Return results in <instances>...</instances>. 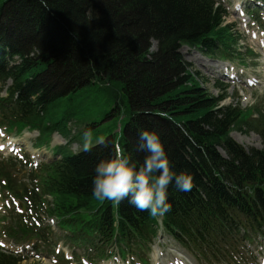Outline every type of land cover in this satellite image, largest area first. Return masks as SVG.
<instances>
[{"label": "trees", "instance_id": "1", "mask_svg": "<svg viewBox=\"0 0 264 264\" xmlns=\"http://www.w3.org/2000/svg\"><path fill=\"white\" fill-rule=\"evenodd\" d=\"M224 16L213 0H0V92L10 81L0 98V126L37 131L35 147L48 145L55 132L83 147L84 133L92 136L88 150L56 148L61 159L40 166L41 194L16 185L11 164L1 165L2 192L27 198L35 212L44 207L64 239L94 258L107 257L112 246L141 250L156 236L157 217L127 198L97 199L92 180L96 164L117 145L141 164L140 133L155 130L171 167L193 176L189 191L169 186L165 231L206 264L230 258L240 236L264 238V112L218 107L224 97L201 90L178 52L188 45L222 58L237 55ZM107 121L110 127L99 129ZM243 129L260 137L261 150L244 151L230 139ZM6 229L19 241L50 236L19 217ZM19 261L0 251V264Z\"/></svg>", "mask_w": 264, "mask_h": 264}, {"label": "rangeland", "instance_id": "2", "mask_svg": "<svg viewBox=\"0 0 264 264\" xmlns=\"http://www.w3.org/2000/svg\"><path fill=\"white\" fill-rule=\"evenodd\" d=\"M218 1L224 6L226 11V24L231 26L232 32L237 37L236 52L238 51L242 54V58H244L243 61H238L236 57H232L233 61L230 62L217 56L200 54L195 49L187 48L181 49L183 59L187 64L188 70L198 78L204 90H207L208 93L214 97H218L221 94L226 95V99L221 102L220 105L240 106L242 109L256 107L258 109L263 108L264 110V52L261 48V46L264 45V13L263 11L260 13L259 22L253 23L249 21L246 16L240 15L237 12L239 11L241 13V11L244 10V4H251L250 2L245 0ZM235 9H237V11ZM227 75L233 78L228 79ZM249 80L257 81V83L249 87L246 84ZM216 86L225 88V91L218 90ZM109 127L110 121H107L102 123L99 129H106ZM121 127L122 123H117L115 126V134L121 130ZM10 134L6 136L0 134V140L1 137H5L4 142H11L10 138L13 137L17 143L25 148V150H31V153L37 154L39 156V161H46L48 158L52 159L53 155L49 150L43 148L32 151V143L37 137L36 133L25 131L22 135H17L14 132H10ZM101 134H113V129L109 132L108 130H103ZM231 137L236 142V139H238L240 142L237 143L247 150L250 148H261V141L254 133L232 132ZM65 143L66 141L60 136L54 135L52 136L50 144L51 147H53L59 145L63 146ZM96 143L97 142H94L93 144ZM70 149L76 152L79 151V146L76 141L71 145ZM13 155L14 153L0 154V162L4 159L13 157ZM18 176V179H22L21 184L23 182L28 184L27 173ZM7 203L8 201H0V216L5 214L3 206ZM7 209L8 214L10 211L9 208ZM0 245H4L3 248L6 250L17 251V248L3 237H0ZM253 248L258 253V255H256V257L258 256L256 264H264V242L253 245ZM58 249L61 250L64 255H69L67 245L65 246L60 243ZM18 251L21 252L22 249L18 248ZM34 253L35 252L30 250V247L26 246L25 251L22 253L26 260L21 264H54L53 260L47 255L39 254L38 257L37 253ZM148 257H150L149 261H151V264H196L193 257L186 250L175 244L165 234H162V238L159 241H155ZM102 264H128V262L121 261L119 258L115 257Z\"/></svg>", "mask_w": 264, "mask_h": 264}, {"label": "clouds", "instance_id": "3", "mask_svg": "<svg viewBox=\"0 0 264 264\" xmlns=\"http://www.w3.org/2000/svg\"><path fill=\"white\" fill-rule=\"evenodd\" d=\"M83 141L88 150L92 144L90 132L84 133ZM100 143L107 147L103 140ZM135 151L146 153L141 164L133 159L131 150L126 154L119 145L114 155L100 160L95 166L92 193L99 200L108 199L117 204L127 198L139 210L148 211L152 217H162L171 209L169 186L174 183L178 190L189 191L193 176L186 171L177 174L171 167L158 131L141 132Z\"/></svg>", "mask_w": 264, "mask_h": 264}, {"label": "bare ground", "instance_id": "4", "mask_svg": "<svg viewBox=\"0 0 264 264\" xmlns=\"http://www.w3.org/2000/svg\"><path fill=\"white\" fill-rule=\"evenodd\" d=\"M236 140H238V139H236ZM239 141V140H238ZM240 142V141H239Z\"/></svg>", "mask_w": 264, "mask_h": 264}]
</instances>
